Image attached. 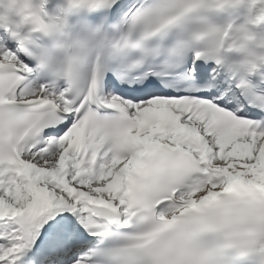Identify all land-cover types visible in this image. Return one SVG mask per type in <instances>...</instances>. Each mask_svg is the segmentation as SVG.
I'll return each instance as SVG.
<instances>
[{
    "label": "snow or ice",
    "instance_id": "1",
    "mask_svg": "<svg viewBox=\"0 0 264 264\" xmlns=\"http://www.w3.org/2000/svg\"><path fill=\"white\" fill-rule=\"evenodd\" d=\"M238 2L73 0L67 57L0 35V264H264V93L201 16Z\"/></svg>",
    "mask_w": 264,
    "mask_h": 264
},
{
    "label": "clouds",
    "instance_id": "2",
    "mask_svg": "<svg viewBox=\"0 0 264 264\" xmlns=\"http://www.w3.org/2000/svg\"><path fill=\"white\" fill-rule=\"evenodd\" d=\"M242 0L235 3L240 4ZM264 2L257 0L256 3ZM53 0H0V35L7 36L18 47L35 48L39 45L50 51L62 52L66 57L70 54L74 25L73 0H59L54 8ZM252 23L258 26L264 18ZM210 32L208 38L214 42L217 55L226 58L235 66V74L252 77L264 74V42L255 49L251 47L256 37L252 34L246 38L242 34L238 39L232 38V25L220 27ZM46 41H51L49 46ZM235 53L240 58L231 60L229 54ZM215 63V61H213Z\"/></svg>",
    "mask_w": 264,
    "mask_h": 264
},
{
    "label": "bare ground",
    "instance_id": "3",
    "mask_svg": "<svg viewBox=\"0 0 264 264\" xmlns=\"http://www.w3.org/2000/svg\"><path fill=\"white\" fill-rule=\"evenodd\" d=\"M252 1H253V0H252ZM256 5L260 8V9H258V12L261 13V10L264 9V2L256 3Z\"/></svg>",
    "mask_w": 264,
    "mask_h": 264
}]
</instances>
